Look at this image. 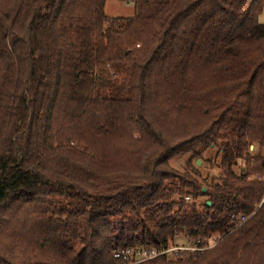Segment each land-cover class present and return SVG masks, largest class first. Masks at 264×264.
I'll use <instances>...</instances> for the list:
<instances>
[{
  "label": "trees",
  "instance_id": "trees-1",
  "mask_svg": "<svg viewBox=\"0 0 264 264\" xmlns=\"http://www.w3.org/2000/svg\"><path fill=\"white\" fill-rule=\"evenodd\" d=\"M119 1L0 0V264H264V0Z\"/></svg>",
  "mask_w": 264,
  "mask_h": 264
},
{
  "label": "built area",
  "instance_id": "built-area-1",
  "mask_svg": "<svg viewBox=\"0 0 264 264\" xmlns=\"http://www.w3.org/2000/svg\"><path fill=\"white\" fill-rule=\"evenodd\" d=\"M255 178L257 180H264V176L261 174H256ZM264 200V198H263ZM232 225L237 226L244 223L249 216L243 213H238L236 215H232ZM193 243L191 244H181V245H174L171 247H161L160 249L157 248H122V249H115L113 253L114 258H121L127 262V264H136L145 260L152 259L154 257L159 256L160 254H178L179 252L189 250L194 251L201 249Z\"/></svg>",
  "mask_w": 264,
  "mask_h": 264
},
{
  "label": "rangeland",
  "instance_id": "rangeland-1",
  "mask_svg": "<svg viewBox=\"0 0 264 264\" xmlns=\"http://www.w3.org/2000/svg\"><path fill=\"white\" fill-rule=\"evenodd\" d=\"M105 13L108 16H118V17H132V15L134 14V5L130 2L127 1H119V0H107L106 2V6H105ZM259 22L264 23V10L262 11V13L259 15ZM257 150V149H256ZM214 150H212L209 154L205 153L204 157L205 158H214ZM258 152V150L256 151V153ZM189 158V154L186 155H181L176 157L175 159H172L170 161V164L172 167L178 169V170H182L184 167L185 162L187 161V159ZM196 164V162H195ZM197 166L200 167V171L204 173V170H209L207 168L206 165H204L202 163V161H200V164H198ZM208 176L211 177H217L218 176V170L216 168H213L211 170L208 171ZM204 203V199H200L197 201V204L200 206V209H202V205ZM175 243L177 245L180 244H184V238L182 235L177 236L175 238Z\"/></svg>",
  "mask_w": 264,
  "mask_h": 264
},
{
  "label": "crops",
  "instance_id": "crops-1",
  "mask_svg": "<svg viewBox=\"0 0 264 264\" xmlns=\"http://www.w3.org/2000/svg\"><path fill=\"white\" fill-rule=\"evenodd\" d=\"M250 148L253 149V151L256 153L257 150L254 149V147H250ZM212 150L215 151V152H214V155H215V153H216V149H214V148H209L206 152L209 154ZM206 152H205V153H206ZM207 153H206V154H207ZM213 157H214V156H213ZM240 166H241V164H240ZM208 171H209V170H207V169L204 170V173L202 172L203 176H207V175H208Z\"/></svg>",
  "mask_w": 264,
  "mask_h": 264
},
{
  "label": "water",
  "instance_id": "water-1",
  "mask_svg": "<svg viewBox=\"0 0 264 264\" xmlns=\"http://www.w3.org/2000/svg\"><path fill=\"white\" fill-rule=\"evenodd\" d=\"M200 161H201L200 159H197L196 160V165L200 164ZM203 190H204V188H203ZM207 203L210 204V201H207Z\"/></svg>",
  "mask_w": 264,
  "mask_h": 264
}]
</instances>
